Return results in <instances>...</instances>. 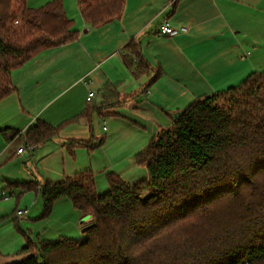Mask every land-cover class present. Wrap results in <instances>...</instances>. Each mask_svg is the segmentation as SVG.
I'll return each instance as SVG.
<instances>
[{"label":"crops","instance_id":"obj_1","mask_svg":"<svg viewBox=\"0 0 264 264\" xmlns=\"http://www.w3.org/2000/svg\"><path fill=\"white\" fill-rule=\"evenodd\" d=\"M26 1L40 7L48 0ZM63 10L76 37L13 69L12 91L0 99V264L23 258L27 242L36 250L44 241L85 238L92 219L68 197L42 215L41 183L89 172L104 192L110 174L129 183L146 178L135 154L155 133L195 98L264 70V0H124L118 18L96 26L70 0ZM164 20L188 30L159 35ZM140 60L146 67L134 72ZM38 119L58 133L17 153L21 138L9 133Z\"/></svg>","mask_w":264,"mask_h":264},{"label":"trees","instance_id":"obj_2","mask_svg":"<svg viewBox=\"0 0 264 264\" xmlns=\"http://www.w3.org/2000/svg\"><path fill=\"white\" fill-rule=\"evenodd\" d=\"M123 3L77 0L92 26L118 18ZM73 25L63 0H0V99L12 91L10 72L73 40ZM127 46L137 56L138 44ZM145 67L140 60L133 71ZM24 133L36 145L58 132L38 119ZM135 159L148 176L129 183L110 174L104 192L89 172L41 183L42 215L68 197L92 219L85 238L44 241L37 251L27 242V254L6 264H264V70L195 98Z\"/></svg>","mask_w":264,"mask_h":264},{"label":"built area","instance_id":"obj_3","mask_svg":"<svg viewBox=\"0 0 264 264\" xmlns=\"http://www.w3.org/2000/svg\"><path fill=\"white\" fill-rule=\"evenodd\" d=\"M188 27L185 25H178V27L172 26L170 25L166 20H164V22L160 23L158 25L157 28V34L159 35H168V36H176L179 35L180 33H185L187 32ZM95 91L93 90H89L86 100L89 101L91 100V98L93 97ZM17 136H19L21 138V143L20 145L17 147V153H21L22 150L24 149H28V150H32L34 149V145L33 144H27L26 140H25V133L23 130L18 131L17 132ZM27 212V208H19L16 210V214L19 217H23Z\"/></svg>","mask_w":264,"mask_h":264},{"label":"rangeland","instance_id":"obj_4","mask_svg":"<svg viewBox=\"0 0 264 264\" xmlns=\"http://www.w3.org/2000/svg\"><path fill=\"white\" fill-rule=\"evenodd\" d=\"M70 2H71V6L73 7L74 6V9H76L77 8V2H76V0L74 1V0H70Z\"/></svg>","mask_w":264,"mask_h":264},{"label":"water","instance_id":"obj_5","mask_svg":"<svg viewBox=\"0 0 264 264\" xmlns=\"http://www.w3.org/2000/svg\"><path fill=\"white\" fill-rule=\"evenodd\" d=\"M85 216H89V215H85ZM90 218H91V217H90ZM86 227H87V226H84L83 229H82V231H83Z\"/></svg>","mask_w":264,"mask_h":264}]
</instances>
